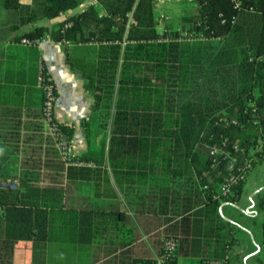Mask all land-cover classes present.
Instances as JSON below:
<instances>
[{
	"label": "trees",
	"instance_id": "trees-1",
	"mask_svg": "<svg viewBox=\"0 0 264 264\" xmlns=\"http://www.w3.org/2000/svg\"><path fill=\"white\" fill-rule=\"evenodd\" d=\"M81 1L31 0L24 7L19 0H2V5L23 11V23L55 17ZM185 2L190 6L178 23H164L159 30L165 17L155 10V0H98L51 29L38 26L14 37L7 46L0 106L11 149L0 148V182L16 185L0 187L1 263L22 239L32 241L34 264H45L51 255L58 264H95L91 247L102 230L106 242L117 230L118 246L137 240L113 178L120 190L150 187L147 206L132 204L147 233L170 222L163 238L175 237L178 245L165 264H178L180 251L196 257L193 264H226L225 251L204 256L200 238L206 210L215 212L220 204L211 195L221 177L210 167L209 147L226 138L229 150L237 140L247 152L258 142L259 125L264 127V0H240L239 6L234 0ZM184 32L204 39H186ZM46 36L66 44V61L85 80L92 99L91 112L82 119L87 150L66 159L43 115L47 87L57 98L38 47ZM53 121L71 142L74 123L54 114ZM33 140L47 142L48 157L22 161L18 174L12 156L20 141ZM243 184L224 201L235 200ZM177 206L199 209L174 221ZM258 206L264 210V195Z\"/></svg>",
	"mask_w": 264,
	"mask_h": 264
},
{
	"label": "crops",
	"instance_id": "crops-1",
	"mask_svg": "<svg viewBox=\"0 0 264 264\" xmlns=\"http://www.w3.org/2000/svg\"><path fill=\"white\" fill-rule=\"evenodd\" d=\"M19 3L24 7L29 6L31 0H19ZM97 4L98 0H82L76 8L70 9L64 13H59L55 17H42L38 20L23 23L19 21L20 17L24 14L23 11L3 6L6 9L13 10L12 18L15 20L10 23L8 32L3 37L0 36V81L4 74L5 51L14 37L32 31L38 26H45L51 29L64 17L81 12L90 5ZM158 5L157 2L155 10H157ZM29 12L31 13V11ZM24 17H26V14H24ZM176 28L180 29V26ZM38 47L41 51L44 64L50 73L51 80L57 88V98L53 114L58 121L74 123V135L71 140L74 153L79 154L85 152L87 150V143L83 135L82 119L90 114L92 108V99L86 92L85 80L78 72L73 71L71 66L67 63L65 43L54 41L49 36H46L39 42ZM4 110L5 107L0 106V148L2 150L6 148L11 149L9 144L10 138L6 133L8 127H6L4 117H2ZM44 128H46L45 124ZM39 142V140H33L32 143L19 142L18 150H16L12 156L13 159H16V161H12L17 170L16 173L19 174L21 172L22 161L24 162V160L26 161L28 158L31 159L30 157H32V159L33 157H42L41 159L44 161L45 159L43 158L48 157L47 142ZM261 157H257L255 161L257 162L259 159L263 160ZM29 163L27 166H29ZM252 170L251 172H253ZM44 171V169H41L42 173ZM13 172L15 173V171ZM250 173L249 175L252 174ZM247 179L242 186L240 194L236 196L235 200L231 201V203L230 201H223L219 204L217 209H215V212L212 211L211 208L206 210L204 234L200 236L203 244L204 256L218 257L222 256L225 251V257L227 258L226 264H264V219L262 220V218H264V210L258 206L261 197L260 194L261 192L264 194V188L254 192L251 196L250 204L240 205L239 201L242 200V194L244 193ZM111 182L119 196L120 205L125 211V222L135 226L139 237L130 245L122 247L118 246L117 243L120 239L117 230H111L112 235L110 236L112 237H109L113 239H111V241L107 240V242L105 238V236L108 235L107 231L102 230V232H98V241L95 240L91 247L92 256L95 259L93 262H95V264H139L138 259L140 258L149 257L154 259L162 251V240L165 228H167L170 222L158 225L157 228L149 233L145 232L142 229V225L135 218L134 206L137 207V205L132 204V202H139V204L142 202V206H147L149 200L146 196L148 188L150 187L142 186V188L140 187L139 189L136 186H129L128 189L124 188V190H120L113 178ZM8 184L16 185L15 182H0V187H5ZM87 189H92V185H87ZM254 197H257V202ZM175 209L180 211V214L174 219V221H177L180 218L192 214L193 212L191 211H195L199 209V207L194 206L188 209L187 207L177 206ZM226 209V214H224V210ZM216 214L222 220L230 222L233 226L232 229L227 230L226 227H221L224 225H220L223 223L220 220L218 221L220 218ZM103 223H105V221H103ZM177 232L182 233L180 229ZM192 260H196V257L186 256L182 251L179 252L177 257L178 264H193ZM58 263L59 261L54 255H51V259L48 260L47 258L45 264ZM0 264H34L32 260V241L29 239L16 241L13 245L10 258L3 263L0 262ZM62 264L66 263L63 262Z\"/></svg>",
	"mask_w": 264,
	"mask_h": 264
},
{
	"label": "built area",
	"instance_id": "built-area-1",
	"mask_svg": "<svg viewBox=\"0 0 264 264\" xmlns=\"http://www.w3.org/2000/svg\"><path fill=\"white\" fill-rule=\"evenodd\" d=\"M156 4L158 0H155ZM235 5H240V0H234ZM131 21V19H130ZM67 26V25H65ZM186 39L196 40L204 39L201 36H193L192 34L187 35L184 32ZM165 38L164 40H168ZM183 37L177 38V40H182ZM22 42L28 43L29 40L24 38ZM55 96L50 88L47 87V99L43 108V115L45 117L48 133H50L56 142V146L64 159L74 156V147L72 143L67 140L64 133H62L55 122L53 121V110L55 105ZM234 122V121H233ZM229 142L226 138H223L221 142H216L209 147L210 156V167L216 172L217 176L221 179L218 183L217 189L211 192L212 198L220 201V204L224 199L233 193L234 188H236L240 183H244L253 169V161L257 157H261L264 150V127L259 125V137L256 145L250 147L246 152L244 149H240L238 141L236 140L232 144V148L229 150ZM74 163V162H71ZM74 164H91L75 162ZM224 164V165H223ZM224 169H226L225 172ZM205 174L208 173L204 172ZM204 189L208 188V185L203 186ZM178 245V239L175 237H165L162 240V251L156 256L151 264H165L167 261L174 257ZM223 264V263H221Z\"/></svg>",
	"mask_w": 264,
	"mask_h": 264
},
{
	"label": "rangeland",
	"instance_id": "rangeland-1",
	"mask_svg": "<svg viewBox=\"0 0 264 264\" xmlns=\"http://www.w3.org/2000/svg\"><path fill=\"white\" fill-rule=\"evenodd\" d=\"M158 4L159 5L157 6L156 11L160 15H165V20L163 19L159 23L158 29H161L164 23H168L169 25H176L186 6L189 5L187 2H185V0H158ZM12 11L13 10L4 8L2 5V0H0V36L2 37L8 32V27L10 26V23L15 20L14 18H12ZM252 171V174L250 173L251 175H249L247 179L244 193L242 194V202L239 201L240 205L250 204L251 196L254 194V192L264 188V159L257 160ZM262 195L264 194H262L261 192L260 196ZM257 197H254L256 202ZM226 211L227 209L224 210V214H226ZM263 219L264 218H262V220Z\"/></svg>",
	"mask_w": 264,
	"mask_h": 264
}]
</instances>
